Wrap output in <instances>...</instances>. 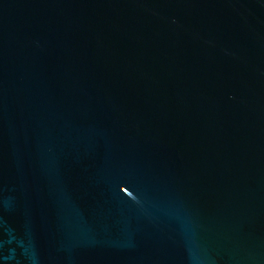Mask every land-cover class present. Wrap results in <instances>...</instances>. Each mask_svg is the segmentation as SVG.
<instances>
[{
	"label": "water",
	"instance_id": "1",
	"mask_svg": "<svg viewBox=\"0 0 264 264\" xmlns=\"http://www.w3.org/2000/svg\"><path fill=\"white\" fill-rule=\"evenodd\" d=\"M0 264H264V0H0Z\"/></svg>",
	"mask_w": 264,
	"mask_h": 264
}]
</instances>
